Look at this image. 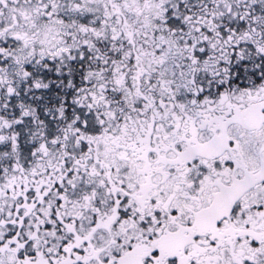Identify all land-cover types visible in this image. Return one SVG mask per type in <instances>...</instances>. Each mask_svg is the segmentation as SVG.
I'll return each instance as SVG.
<instances>
[{"label": "snow or ice", "instance_id": "6c2138e0", "mask_svg": "<svg viewBox=\"0 0 264 264\" xmlns=\"http://www.w3.org/2000/svg\"><path fill=\"white\" fill-rule=\"evenodd\" d=\"M0 264H264V0H0Z\"/></svg>", "mask_w": 264, "mask_h": 264}]
</instances>
